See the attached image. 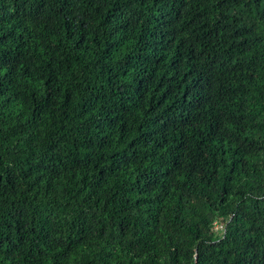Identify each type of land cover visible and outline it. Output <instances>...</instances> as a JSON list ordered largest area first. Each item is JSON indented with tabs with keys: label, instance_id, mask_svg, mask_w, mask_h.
Segmentation results:
<instances>
[{
	"label": "trees",
	"instance_id": "16d2710c",
	"mask_svg": "<svg viewBox=\"0 0 264 264\" xmlns=\"http://www.w3.org/2000/svg\"><path fill=\"white\" fill-rule=\"evenodd\" d=\"M0 264H264V0H0Z\"/></svg>",
	"mask_w": 264,
	"mask_h": 264
}]
</instances>
